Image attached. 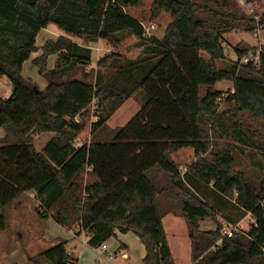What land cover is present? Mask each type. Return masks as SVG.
I'll return each mask as SVG.
<instances>
[{"label": "trees", "instance_id": "obj_1", "mask_svg": "<svg viewBox=\"0 0 264 264\" xmlns=\"http://www.w3.org/2000/svg\"><path fill=\"white\" fill-rule=\"evenodd\" d=\"M142 1L0 0V76L13 91L0 97V231L7 228L4 208L32 191L39 218L85 232L90 247L114 230L133 231L145 248L141 264H174L162 224L167 213L184 221L191 264H264V45L255 53L224 38L264 29V10L246 13L237 0H152L150 19L170 17L157 38L127 11ZM49 23L111 50L89 70V47L47 40L32 60L48 82L40 90L22 76V64ZM128 36L140 49L135 58L119 51ZM249 51L256 59L241 62ZM221 81L231 88H212ZM129 98L136 114L107 127ZM87 121L89 139L76 145ZM43 132L53 137L38 151L33 140ZM186 147L194 160L182 171L171 155ZM237 154L258 156L250 161L258 175L237 169ZM248 213V231L222 235L218 214L236 223ZM203 221L214 228L202 230ZM66 244L55 240L27 264L76 263Z\"/></svg>", "mask_w": 264, "mask_h": 264}, {"label": "crops", "instance_id": "obj_2", "mask_svg": "<svg viewBox=\"0 0 264 264\" xmlns=\"http://www.w3.org/2000/svg\"><path fill=\"white\" fill-rule=\"evenodd\" d=\"M245 1V0H244ZM256 0L249 2V4L255 3ZM246 3V2H245ZM143 24V23H142ZM166 25V24H165ZM166 28V26H165ZM260 30V29H258ZM256 30V33L258 32ZM230 35L235 41L234 44L243 40L246 43L253 45V41H249L243 36L248 33L233 31ZM235 34V35H234ZM65 37L77 44L87 46L91 49V63L89 66L95 67L97 58L105 53L107 48L110 49L109 45L104 41L105 47L101 46V41L97 42H86L82 39H77L64 31L58 28L57 25L53 23H49L45 28H42L35 39V45L38 51L32 52L29 58L23 62L22 64V76L28 78V75H33V79L35 80L37 77L36 74L39 75L37 67L32 63V60L38 56L41 51L40 47L47 40H54L57 37ZM228 34L224 35L225 39L229 38ZM257 36V34H256ZM259 36V35H258ZM158 38V37H157ZM230 42L229 40H227ZM231 43V42H230ZM263 44V43H262ZM262 46V45H261ZM95 47H98L99 51H95ZM95 55V56H94ZM56 54L50 55L47 58L46 68L51 69L54 67L56 61ZM95 62L92 64V59ZM134 58V57H133ZM4 76V75H2ZM0 76V77H2ZM36 76V77H35ZM40 76V75H39ZM6 77V76H5ZM42 77V76H40ZM43 78V77H42ZM32 79V78H30ZM9 81V79H8ZM10 83V81H9ZM217 82L212 88L217 90H223V88H219ZM222 81L219 83L221 84ZM11 84V83H10ZM36 86L42 90L47 85L48 82L44 79L42 81L41 86L35 83ZM232 84L230 85L231 88ZM3 88L6 92L1 95V97H7L9 95V86L3 84ZM5 95V96H4ZM129 105L132 109L129 111L127 115L123 114L121 117H117L120 111L124 109L125 106ZM139 110L138 103L133 99H127L106 121V126L110 129H115L116 127L123 126L127 123L128 120L132 116L136 114ZM123 117V119H122ZM5 135V132L0 129V138ZM44 136V137H43ZM90 134L88 131V135L86 138H89ZM48 140L53 137V133L51 132H43L34 137L33 143L36 150H41L42 147ZM81 139L79 135L77 140ZM84 139V138H83ZM192 152V151H191ZM176 162V160L173 158ZM194 160V156L191 164ZM178 163V162H177ZM189 164H186L184 168H186ZM30 200L35 201L34 206L29 204ZM38 205V200L35 197V194L32 191L24 192L21 194L16 200H14L11 204L6 206L3 210L6 220H7V228L3 231H0V264H27L28 256H33L41 251V243L42 241L48 242L52 245L55 240L61 239L67 241L68 248L66 250L70 252L71 256L77 259L76 264H99L102 261H106L108 264H141V261L145 255V248L140 241L139 237L131 230H114L112 235L105 241L106 250L98 252L96 248L90 247L87 243L82 244V235H77L75 233V229H66L65 227L57 224L51 217L46 219H40L41 223L36 225L34 228V236L31 238V224L29 221V212L33 209L36 211V207ZM43 223V224H42ZM162 224L166 234L167 242L173 257L174 264H191L190 260V241L187 236L186 226L184 221L178 217L173 215L172 213H167L162 217ZM177 227H181L184 229V235L187 238H184L185 246H186V258L184 261H179L175 255L174 244L170 243L168 236V231H175L174 229ZM200 228L202 230L213 229L214 224L210 221H203L200 223ZM51 230L56 232V236L49 237L48 234ZM172 235H174L172 233ZM32 245H35L32 247ZM38 246V247H37ZM107 254H110L111 259L106 258Z\"/></svg>", "mask_w": 264, "mask_h": 264}, {"label": "rangeland", "instance_id": "obj_3", "mask_svg": "<svg viewBox=\"0 0 264 264\" xmlns=\"http://www.w3.org/2000/svg\"><path fill=\"white\" fill-rule=\"evenodd\" d=\"M239 2V4L241 5L242 9L246 12V13H259L261 11L264 10V0H256L255 3L253 4H249V3H245L244 0H237ZM152 0H143L138 6L136 7H128L127 11L129 14H131L132 16H134L135 18L141 20V22L143 23V25H149V24H153V29L151 30L149 35H153L155 37H162L165 31V26H167L168 22L170 21V17L168 14L161 12L156 18L154 19H150V15H149V7L151 4ZM166 24V25H165ZM228 34V36L232 35L233 33H226ZM224 34V35H226ZM257 34V36H256ZM235 35V34H234ZM259 35V36H258ZM76 38V37H75ZM225 38V37H224ZM243 38L248 39L249 41H253L252 42V47H255V53H257V48L260 47L261 45H264V29H260L258 30V32H254V33H248L247 35L243 36ZM79 39V38H77ZM227 40H229L230 42H228ZM227 42L231 45H234L235 41L231 36L229 38H227ZM135 38L132 36H128L123 43L119 46V51L126 56L127 58H135L139 53H140V49L136 48L135 45ZM243 41V40H241ZM245 42V41H244ZM238 43V42H237ZM263 43V44H262ZM250 45V44H249ZM101 46L105 47V43L104 40L101 41ZM111 49V48H110ZM250 52V56H253L254 58H256V55L253 54V51H249ZM226 54L227 56L232 59L235 60V56L231 53V51L229 49L226 48ZM95 56V55H94ZM201 56L207 58V55L205 54V52H201ZM95 58L92 59V64ZM94 68V67H92ZM87 69H91V66H89ZM93 70V69H92ZM38 78H36L35 80L33 79V75H28V78H32L31 80L34 83H37L38 85L41 86L42 81H44V78L40 77L38 74H36ZM36 77V76H35ZM220 83V82H219ZM218 83V87L219 88H223V91H226L227 89H230V85L232 84L230 81H222L221 84ZM3 84L9 86V95L11 94L12 88H11V84L8 81V78L5 76L0 77V97L2 94H4V92H6L3 88ZM9 95L7 97H1V98H8ZM5 96V95H4ZM132 109L130 108L129 105L125 106L124 109L122 111L119 112V114L117 115V117H121L123 114L127 115L129 113V111H131ZM123 119V117H122ZM94 118L89 117L88 121H93ZM88 121H87V127L85 130L82 131V133L80 134L81 139H79V142H84L86 140H88L89 138H86L85 136L88 135ZM110 127V126H109ZM0 129H2V131H4V129L2 127H0ZM101 135H103L104 137H106V133L104 131L101 132ZM44 137V136H43ZM49 137H47V139L44 141L46 142L48 140ZM84 138V139H83ZM191 148L186 147L183 148L177 152L172 153V158H174L176 160V162H178L179 164V168L183 171L184 167L186 166V164H189L192 161L193 158V151ZM247 153V152H246ZM250 152H248L249 154ZM247 155H238L236 156V168L237 169H244L246 170V172H249L250 174H252L253 176L258 175V170L257 169H253L250 166V161H252L253 159H259L258 156L253 157L252 159H248L246 157ZM250 158V157H249ZM260 173H263V171H261ZM29 204H31L32 206H34L35 201L30 200ZM29 221L31 224V238L34 236V228L36 227V225L40 224L41 222V218L38 217V215L36 214V211L34 212V210L32 209L29 212ZM249 223V218H246L241 225L246 228L247 224ZM43 224V223H42ZM175 231L172 232L168 231V236L170 243L174 244V249H175V255L176 258H178L179 261H184L186 258V246H185V242H184V238H187V236L184 235V229L181 227H177L174 229ZM187 232V230H186ZM172 233L174 235H172ZM49 237L52 236H56V232L51 230V232H49L48 234ZM49 240V239H48ZM48 240H46L47 242L42 241L41 243V250H45L46 248H48L49 246H51V244L48 242ZM68 244V243H67ZM66 244V247L68 248V245ZM35 245H32V247H34ZM38 247V246H37ZM99 264H108L106 261H102Z\"/></svg>", "mask_w": 264, "mask_h": 264}, {"label": "built area", "instance_id": "obj_4", "mask_svg": "<svg viewBox=\"0 0 264 264\" xmlns=\"http://www.w3.org/2000/svg\"><path fill=\"white\" fill-rule=\"evenodd\" d=\"M143 25V24H142ZM153 24H149V25H143V29H144V34L145 35H149L150 34V32H151V30L153 29ZM95 49V51L96 52H98L99 51V49H98V47H95L94 48ZM111 49H109V48H107L106 50H105V53L106 52H109ZM260 51V47H258L257 48V52H259ZM252 58H254L253 56H250V52L248 53V55L247 56H245V57H243V58H241L240 59V61L241 62H246L248 59H252ZM254 59H256V58H254ZM94 106H95V101L93 100L92 101V104H91V109H93L94 108ZM77 119V118H76ZM81 142H79L78 140H77V142H76V145H79ZM263 203H264V200H263ZM246 218H249V223L247 224V227L246 228H244L242 225H241V223L246 219ZM217 219H218V221L221 223V225H222V235H224V236H231L233 233H235L236 231H244V232H246V231H248V229H249V227H250V225H251V223H253V220H252V217H251V215L248 213L244 218H242L240 221H238V222H236V223H231V222H227V221H225L224 220V218L221 216V215H217ZM81 235H82V240H81V243L82 244H85L86 243V240H87V236H86V233L85 232H82L81 233ZM220 243V241H218L217 243H216V245L217 244H219ZM96 248V250L98 251V252H101V251H104V250H106V244H105V242L104 243H101L99 246H97V247H95ZM67 254L68 255H71L70 254V252H68L67 251ZM111 255L110 254H107V256H106V258H109V259H111ZM70 264H76V263H70Z\"/></svg>", "mask_w": 264, "mask_h": 264}, {"label": "water", "instance_id": "obj_5", "mask_svg": "<svg viewBox=\"0 0 264 264\" xmlns=\"http://www.w3.org/2000/svg\"><path fill=\"white\" fill-rule=\"evenodd\" d=\"M12 93H13V91H11V94H12ZM11 94L9 95V97L11 96ZM9 97H8V98H9Z\"/></svg>", "mask_w": 264, "mask_h": 264}]
</instances>
